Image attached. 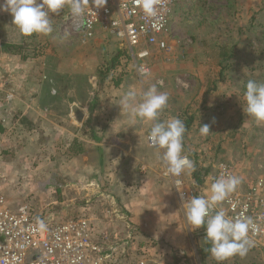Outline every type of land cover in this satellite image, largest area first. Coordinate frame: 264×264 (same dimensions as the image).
<instances>
[{"label":"crops","instance_id":"crops-1","mask_svg":"<svg viewBox=\"0 0 264 264\" xmlns=\"http://www.w3.org/2000/svg\"><path fill=\"white\" fill-rule=\"evenodd\" d=\"M0 17L7 18L1 33L5 42L22 50L31 48L32 41L44 45L43 54L34 59L0 52V77L16 98L12 116L6 107L0 108V120H5L0 123V186L9 196L31 194L46 204L79 198L89 204L97 189L106 202L122 206L121 215H127L134 228L127 232L128 241L117 239L122 255L133 248L142 257L133 260L135 264H181L178 254L188 257L193 245L174 197L173 179L166 180V168L158 160L162 150L148 145L152 122L130 119L131 107L122 108L121 100L134 91L138 103L143 91L153 86L166 93L168 102L159 120L188 121L187 136L196 125L199 150L219 139L217 123L225 104L203 101L197 113L187 90L181 94L180 87H175L173 72L150 67L152 56L147 60V76L137 73L133 61L127 73L118 70L123 52L108 36L97 35L83 43L76 35L59 36L52 22L49 35L27 37L11 24L10 14L0 12ZM192 90L201 89L197 84ZM220 90L217 86L205 92ZM203 124H210L207 135L200 134ZM236 155L243 158L238 151ZM197 183L202 189L203 183ZM161 188L165 196L157 194ZM224 207L222 203L217 209ZM145 250L149 255L144 256ZM173 253L176 259L170 258Z\"/></svg>","mask_w":264,"mask_h":264},{"label":"rangeland","instance_id":"rangeland-1","mask_svg":"<svg viewBox=\"0 0 264 264\" xmlns=\"http://www.w3.org/2000/svg\"><path fill=\"white\" fill-rule=\"evenodd\" d=\"M5 20L7 21V18L0 17V43L10 44L1 37ZM161 40L170 47V50L154 51L149 61L150 67L159 69L166 67L169 72H173L174 82H172L175 87H180L181 94L187 90V94L191 95V99L188 100L197 113L203 109H200L203 101L208 105L211 100L214 102L219 100L226 106V109L218 107L221 111L217 123L220 136L213 145H208L205 150H199L196 125L190 129L188 136L185 135L188 132L184 134L182 155L187 156L194 165L193 170H186L184 173L185 189L198 188L199 183L195 180L197 178L200 184L203 183L205 186L199 190L207 197L219 164L232 168L234 176L241 180L238 185L241 190L255 179L264 178V124H258L248 118L242 110L246 82L255 80L264 83V0H179L173 8ZM40 44L32 41L29 47L34 48ZM24 52L25 50H21L14 55L35 58ZM221 52L231 53L232 57L229 60H222ZM146 63L148 64V61ZM0 80L6 82L2 76ZM197 84L202 91L192 90ZM217 86L221 87L220 91L205 92ZM229 86L232 87V93L229 92ZM229 101H232V104H229ZM230 110L233 113L230 114ZM178 113L183 112L180 110ZM9 114L12 116L14 112L11 111ZM237 151L243 158L236 155ZM168 176L167 174L166 178ZM166 180L170 181L168 178ZM172 186L177 206L183 212L176 188ZM0 188L4 191L2 185ZM97 191L95 189L91 193L93 202L89 204L83 203L84 200L79 198L76 202L61 204L52 202L46 204L33 199V205L43 213L48 211L54 221L72 217L89 220L99 229L114 235L112 242L117 248L113 254L114 258L116 257L118 261L125 256L120 264H135L133 260L142 258L140 253H137V249L131 248L122 255L118 250V244L121 242L116 244L117 239L124 238V242L128 241L127 232H132L133 226L127 215H121L124 214V209L119 203L106 202L98 196L100 194ZM5 193L10 195L6 190ZM157 194L165 196V189H159ZM28 195L32 197L31 194ZM223 210L226 212V207ZM182 218L193 248L188 257L185 254L182 256L178 254L179 259L182 258L181 264H218L210 255L211 244L204 239V229L192 231L185 223L184 214ZM143 254L147 256L149 252L145 250ZM174 256L173 253L170 258L176 259ZM222 264H264V262L258 252L249 248L246 256L237 255Z\"/></svg>","mask_w":264,"mask_h":264},{"label":"built area","instance_id":"built-area-1","mask_svg":"<svg viewBox=\"0 0 264 264\" xmlns=\"http://www.w3.org/2000/svg\"><path fill=\"white\" fill-rule=\"evenodd\" d=\"M178 1L156 0V15L146 17L138 0H83L81 19L71 15L68 5L51 19L59 36L76 35L83 43L97 35L108 36L123 52L117 69L127 73L133 61L137 73L147 76L146 61L153 52L170 50L161 37ZM24 50V54L34 57L43 54L44 45ZM15 99L13 90L0 80V108L5 106L11 112ZM147 142L154 148L148 137ZM184 173L173 177L181 204L191 196H204L199 188L185 189ZM226 174L234 175L232 168L219 164L215 179ZM223 203L226 215L252 219L250 248L264 262V178L255 179L242 190L237 186ZM38 219L46 225L44 230L39 229ZM112 238L85 218L54 221L48 211L43 213L33 205L29 195L11 198L0 188V264H115L113 254L117 248Z\"/></svg>","mask_w":264,"mask_h":264},{"label":"clouds","instance_id":"clouds-1","mask_svg":"<svg viewBox=\"0 0 264 264\" xmlns=\"http://www.w3.org/2000/svg\"><path fill=\"white\" fill-rule=\"evenodd\" d=\"M138 3L146 17L156 15V0H138ZM66 5L74 18L83 17V0H0V12L10 14L11 24L22 35L31 37L52 33L51 17L60 13ZM243 101L244 114L256 123L264 124V83L248 80ZM167 102L168 95L158 92L153 86L143 91L138 103L136 93L127 92L121 100V107H131L130 119L133 121L152 122L148 140L155 149L162 150L160 160L167 174L170 177H178L186 170H193L194 165L187 156L182 155L186 132L184 122L176 117L159 120ZM209 133L210 124L200 126L201 135ZM240 183L241 180L234 175H221L211 184L207 197L194 195L182 204L188 229H204V239L211 244L210 255L218 264L237 255L246 256L251 247L248 233L253 227L252 219L243 215L233 218L226 215L222 208L216 210ZM37 225L41 230L46 227L39 219Z\"/></svg>","mask_w":264,"mask_h":264},{"label":"trees","instance_id":"trees-1","mask_svg":"<svg viewBox=\"0 0 264 264\" xmlns=\"http://www.w3.org/2000/svg\"><path fill=\"white\" fill-rule=\"evenodd\" d=\"M21 50H22L21 46L11 45V44H6V43H0V52H2V53L17 54ZM220 57H221L222 60H229L232 57V54L231 53L221 52ZM184 124H185V126L187 128L190 123L188 121L187 122L185 121ZM195 180L200 182L197 178H195Z\"/></svg>","mask_w":264,"mask_h":264},{"label":"water","instance_id":"water-1","mask_svg":"<svg viewBox=\"0 0 264 264\" xmlns=\"http://www.w3.org/2000/svg\"><path fill=\"white\" fill-rule=\"evenodd\" d=\"M80 117H81V115H80V116H78V121L80 120Z\"/></svg>","mask_w":264,"mask_h":264}]
</instances>
